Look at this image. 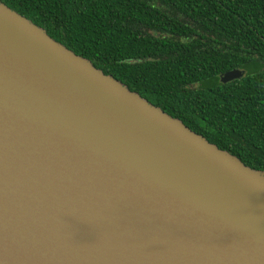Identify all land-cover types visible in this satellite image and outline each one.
I'll list each match as a JSON object with an SVG mask.
<instances>
[{"label":"water","instance_id":"95a60500","mask_svg":"<svg viewBox=\"0 0 264 264\" xmlns=\"http://www.w3.org/2000/svg\"><path fill=\"white\" fill-rule=\"evenodd\" d=\"M0 264H264V172L0 1Z\"/></svg>","mask_w":264,"mask_h":264},{"label":"trees","instance_id":"16d2710c","mask_svg":"<svg viewBox=\"0 0 264 264\" xmlns=\"http://www.w3.org/2000/svg\"><path fill=\"white\" fill-rule=\"evenodd\" d=\"M0 1L264 172V0Z\"/></svg>","mask_w":264,"mask_h":264}]
</instances>
